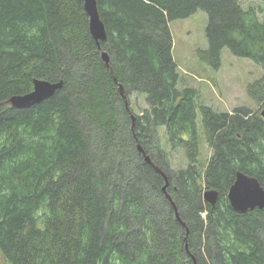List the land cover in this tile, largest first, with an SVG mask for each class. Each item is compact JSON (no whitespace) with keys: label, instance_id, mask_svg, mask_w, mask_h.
Masks as SVG:
<instances>
[{"label":"trees","instance_id":"obj_1","mask_svg":"<svg viewBox=\"0 0 264 264\" xmlns=\"http://www.w3.org/2000/svg\"><path fill=\"white\" fill-rule=\"evenodd\" d=\"M98 8L101 47L80 0H0V264H194L192 255L198 264H264V210L238 213L228 200L238 172L264 188V119L247 107L215 112L199 106L196 89L179 88L170 30L205 11L206 61L218 70L227 48L264 70L258 11L241 0H98ZM36 79L64 85L13 107ZM120 84L127 99L146 97L145 114L127 108ZM250 94L264 105V75ZM198 110L213 149L203 175ZM161 127L187 169H167ZM138 145L166 173L187 242L164 177ZM207 189L219 192L216 206Z\"/></svg>","mask_w":264,"mask_h":264},{"label":"rangeland","instance_id":"obj_2","mask_svg":"<svg viewBox=\"0 0 264 264\" xmlns=\"http://www.w3.org/2000/svg\"><path fill=\"white\" fill-rule=\"evenodd\" d=\"M241 3L246 9L254 7L258 11L260 19L264 21V0H241ZM207 25L208 15L202 10L197 11L188 18L170 22L174 42L173 57L178 65L180 75L178 87L196 89L199 106L212 108L218 113L234 114L236 109L240 107H247L261 113L264 110V105L258 104L251 98L250 86L263 77V68L250 59L234 56L229 49L225 48L222 52L221 67L215 70L206 61V54L209 49L206 36ZM120 86L123 85L120 84ZM128 104V109L130 111L132 109L135 116L145 114L149 108L146 97L137 92H131L128 97ZM197 118L198 161L203 175L213 156V149L207 142L203 115L199 110ZM159 133L158 143L170 158V167L167 165V169L170 168L174 171L187 169L189 161L184 151L173 152L171 150L166 127H161ZM153 163L155 162L153 161ZM202 185H204L203 179ZM188 253L191 254L190 251Z\"/></svg>","mask_w":264,"mask_h":264},{"label":"water","instance_id":"obj_3","mask_svg":"<svg viewBox=\"0 0 264 264\" xmlns=\"http://www.w3.org/2000/svg\"><path fill=\"white\" fill-rule=\"evenodd\" d=\"M84 4L85 11L89 16V28L92 37L100 46L101 43L106 42L108 39L107 31L100 17V12L98 8V0H80ZM103 61L106 66L110 67V56L108 53H103ZM64 82L60 81L58 83H50L46 81H35L34 90L32 93L24 95L22 97L14 96L11 98L10 103L13 107L18 109H27L33 105L39 104L46 99L55 95V93L63 88ZM119 92L123 99L125 100L127 108L129 107L128 99L126 96V91L123 86H119ZM261 116L264 119V110L261 111ZM135 121V118H134ZM139 152L144 156L145 161L150 163V165L160 173L168 185V177L164 171H162L155 163H153L150 156H148L142 147L138 146ZM166 185V186H167ZM204 199L207 203L212 206H216L219 200V193L217 190H207L204 193ZM228 199L234 211L238 213L245 214L249 211H254L255 209L264 210V188L261 186L258 179L249 176L243 172H238L236 180L228 193ZM177 219L182 223L178 211ZM184 225V223H182ZM185 226V225H184ZM188 238H186L187 242ZM187 251L189 250V245H186ZM194 264H197V260L194 255H192Z\"/></svg>","mask_w":264,"mask_h":264},{"label":"bare ground","instance_id":"obj_4","mask_svg":"<svg viewBox=\"0 0 264 264\" xmlns=\"http://www.w3.org/2000/svg\"><path fill=\"white\" fill-rule=\"evenodd\" d=\"M82 2V1H81ZM83 6H84V4H83ZM85 9V8H84ZM86 12V11H85ZM89 31H90V28H89ZM91 33V32H90ZM91 36H92V34H91ZM94 39V38H93ZM94 41H95V39H94ZM96 42V41H95ZM97 43V42H96ZM103 43V42H102ZM97 45H98V43H97ZM99 46V45H98ZM99 47H101V46H99ZM103 53H105V52H103ZM103 53H102V60H103ZM37 80H40V81H46V80H42V79H36L35 81H37ZM35 81H34V85H35ZM46 82H48V81H46ZM51 83V82H50ZM33 92V91H32ZM32 92H30V93H32ZM30 93H28V94H30ZM27 95V94H26ZM16 96H19V97H22V96H24V95H16ZM11 104V103H10ZM12 105V104H11ZM133 120H134V118H133ZM139 146V145H138ZM146 163H148V162H146ZM149 165H150V163H148ZM151 166V165H150ZM160 174V173H159ZM161 175V174H160ZM167 185V184H166ZM165 185V187L163 188V191H164V193L166 194V196H167V198L169 199V201L172 203V206H173V209H174V211H175V214H176V218H177V213H176V210L178 211V209H177V207H176V205H175V202L173 201V199H172V197L167 193V186ZM211 190H216V189H211ZM206 192V191H205ZM204 192V193H205ZM219 193V192H218ZM203 197H204V194H203ZM205 200V199H204ZM229 200V199H228ZM218 203V202H217ZM178 220V219H177ZM182 223H184V222H182ZM185 225V226H184ZM184 227H186V224L184 223ZM186 229H187V236H186V238H188V234H189V230H188V228L186 227Z\"/></svg>","mask_w":264,"mask_h":264}]
</instances>
